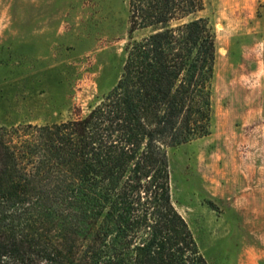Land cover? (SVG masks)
Listing matches in <instances>:
<instances>
[{
  "label": "trees",
  "instance_id": "trees-1",
  "mask_svg": "<svg viewBox=\"0 0 264 264\" xmlns=\"http://www.w3.org/2000/svg\"><path fill=\"white\" fill-rule=\"evenodd\" d=\"M204 8L127 0L122 70L96 105L0 126V264H209L172 201L167 156L210 133L216 43Z\"/></svg>",
  "mask_w": 264,
  "mask_h": 264
},
{
  "label": "rangeland",
  "instance_id": "rangeland-1",
  "mask_svg": "<svg viewBox=\"0 0 264 264\" xmlns=\"http://www.w3.org/2000/svg\"><path fill=\"white\" fill-rule=\"evenodd\" d=\"M201 14L211 128L167 148L172 201L209 264H264V0H205ZM128 29L127 0H0V126L85 115L117 81Z\"/></svg>",
  "mask_w": 264,
  "mask_h": 264
}]
</instances>
